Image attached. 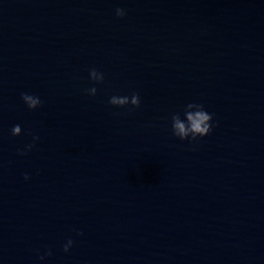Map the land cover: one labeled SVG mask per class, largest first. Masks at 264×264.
Masks as SVG:
<instances>
[{
    "label": "water",
    "instance_id": "1",
    "mask_svg": "<svg viewBox=\"0 0 264 264\" xmlns=\"http://www.w3.org/2000/svg\"><path fill=\"white\" fill-rule=\"evenodd\" d=\"M0 264H264V0H0Z\"/></svg>",
    "mask_w": 264,
    "mask_h": 264
},
{
    "label": "clouds",
    "instance_id": "2",
    "mask_svg": "<svg viewBox=\"0 0 264 264\" xmlns=\"http://www.w3.org/2000/svg\"><path fill=\"white\" fill-rule=\"evenodd\" d=\"M115 15L117 17H123L125 15V10L117 7L115 9ZM89 79L99 84L104 81V74L97 71L95 68H91L89 69ZM85 92L88 95L94 96L97 92V88L92 86L85 89ZM20 98L28 109H35L42 104L40 98L34 94L21 92ZM108 103L116 107H124L131 104L133 107L129 108L128 111H132L134 108L140 106V97L137 92H132L130 96L112 95L109 97ZM183 117L184 119H181L179 112H174L170 117L172 134L180 140L187 138L190 141H195L198 137H203L209 134L214 126L212 123L213 114L207 112L204 109V106L200 103L190 102L186 104L183 108ZM20 133V125L17 124L11 128V134L13 136L19 135ZM37 139H39V137L33 136V142ZM33 146L34 143L26 145L25 148L26 150H30ZM18 152H20L21 155L25 154L24 151H20L19 149ZM24 179H29L27 173L24 174ZM77 235H82V233L77 232ZM73 243L74 241L71 238L67 239V242L62 245V250L68 252ZM45 254L51 255V251H48ZM39 258L43 259L42 256Z\"/></svg>",
    "mask_w": 264,
    "mask_h": 264
}]
</instances>
